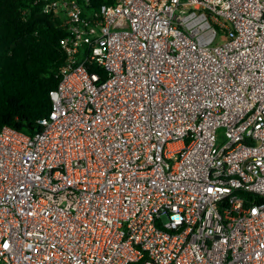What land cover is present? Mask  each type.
Instances as JSON below:
<instances>
[{
    "label": "built area",
    "instance_id": "2783aa9c",
    "mask_svg": "<svg viewBox=\"0 0 264 264\" xmlns=\"http://www.w3.org/2000/svg\"><path fill=\"white\" fill-rule=\"evenodd\" d=\"M42 1L66 56L0 128V264H264V0Z\"/></svg>",
    "mask_w": 264,
    "mask_h": 264
},
{
    "label": "trees",
    "instance_id": "16d2710c",
    "mask_svg": "<svg viewBox=\"0 0 264 264\" xmlns=\"http://www.w3.org/2000/svg\"><path fill=\"white\" fill-rule=\"evenodd\" d=\"M78 1L93 11L115 0ZM43 3L0 0V128L33 134L51 109L50 92L66 56L60 39L68 32L60 16L45 11ZM96 70L104 76L103 69Z\"/></svg>",
    "mask_w": 264,
    "mask_h": 264
},
{
    "label": "rangeland",
    "instance_id": "374dc122",
    "mask_svg": "<svg viewBox=\"0 0 264 264\" xmlns=\"http://www.w3.org/2000/svg\"><path fill=\"white\" fill-rule=\"evenodd\" d=\"M223 40H225V35H224V33L222 32V30H220V31H219V36H218L216 42H221V41H223Z\"/></svg>",
    "mask_w": 264,
    "mask_h": 264
}]
</instances>
